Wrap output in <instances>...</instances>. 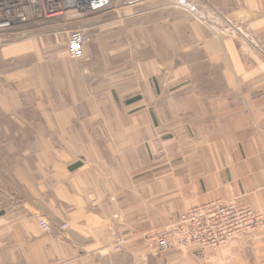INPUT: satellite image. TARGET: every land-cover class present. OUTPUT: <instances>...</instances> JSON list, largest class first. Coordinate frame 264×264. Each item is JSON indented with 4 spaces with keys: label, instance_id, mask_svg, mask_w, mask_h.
Returning a JSON list of instances; mask_svg holds the SVG:
<instances>
[{
    "label": "crops",
    "instance_id": "crops-1",
    "mask_svg": "<svg viewBox=\"0 0 264 264\" xmlns=\"http://www.w3.org/2000/svg\"><path fill=\"white\" fill-rule=\"evenodd\" d=\"M104 12L69 11L27 39L0 32L4 52L30 62L0 109L29 107L42 117L22 125L45 127L34 164L11 167L22 197L0 192V264H264V229L217 251L146 238L217 196L264 210V0H119ZM76 29L81 57L67 52Z\"/></svg>",
    "mask_w": 264,
    "mask_h": 264
},
{
    "label": "built area",
    "instance_id": "built-area-1",
    "mask_svg": "<svg viewBox=\"0 0 264 264\" xmlns=\"http://www.w3.org/2000/svg\"><path fill=\"white\" fill-rule=\"evenodd\" d=\"M119 0H0V32L15 26L37 22L55 23L66 19L69 11L79 16L101 13ZM132 1V0H130ZM85 32L73 30L67 52L75 57L83 55ZM41 230L52 232L54 227L43 216L37 218ZM60 231H68V221L58 224ZM264 228V210L256 211L234 199H213L185 208L162 229L147 234L148 243L163 250L171 246L192 248L198 252L217 251L231 241L254 230ZM120 244L106 246L101 254L116 252Z\"/></svg>",
    "mask_w": 264,
    "mask_h": 264
},
{
    "label": "rangeland",
    "instance_id": "rangeland-1",
    "mask_svg": "<svg viewBox=\"0 0 264 264\" xmlns=\"http://www.w3.org/2000/svg\"><path fill=\"white\" fill-rule=\"evenodd\" d=\"M81 18L82 19L89 18L90 21L94 20L95 22L96 21L105 22L107 20V12L91 13L82 16ZM38 24L39 23L37 22L33 24L20 25L21 30L28 31L24 33L25 36L23 38L27 39L30 37L29 35L33 33H37L38 31H36L35 27ZM33 28L35 30L30 32V30ZM9 35L13 36L12 34H8L6 36ZM6 42L9 41L0 38V48H1L0 49V90H2L3 86L7 88L12 87L13 82L11 78L13 76V73L25 69L30 65L29 61H24V60L20 61L17 54L15 53L4 52V49H2V44ZM10 42L12 41L10 40ZM38 49H39L37 52L38 54L41 55L52 54L51 51L49 50H47V52L43 51L45 50L43 47H40ZM27 50L28 51L24 53L27 55V56L25 55L26 56L25 58H28L30 54H33V52L30 49ZM122 67H123L122 63L115 64V66L112 67L113 69L109 68L110 70L106 69L104 72H102L101 78L106 77L108 73L114 72L115 70L122 71L123 70ZM41 117L42 115L39 111L30 110L29 107H20L17 109V112L16 111L7 112L3 109H0V192L3 193L4 198L8 199L12 194L16 197H22L23 193L21 190L22 189L21 183L19 179L13 177L11 172L12 164L15 163L16 161L20 162L21 164L24 161L32 162V164H34V162L37 160L35 157V154L37 153L36 148L40 146V144H38L37 142L35 143L36 141L35 136L45 130V127L31 126V125H27V123L22 125L21 122L23 120L37 121ZM19 121H20V125H19ZM33 149H35L36 153L33 151ZM214 198L234 199V198H224L220 196ZM185 208H183L180 212H182ZM260 229H264V228H260Z\"/></svg>",
    "mask_w": 264,
    "mask_h": 264
}]
</instances>
